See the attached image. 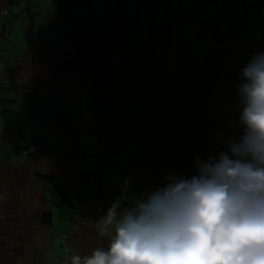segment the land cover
<instances>
[{"label": "rangeland", "instance_id": "obj_1", "mask_svg": "<svg viewBox=\"0 0 264 264\" xmlns=\"http://www.w3.org/2000/svg\"><path fill=\"white\" fill-rule=\"evenodd\" d=\"M141 1L72 2L82 19L83 4L104 10L99 33L74 32L48 43L24 29L25 0H0V11L8 13L0 19V264H73L74 256L106 248L109 239L96 225L117 198H127L125 207L163 187L168 174L196 175L197 157H216L228 139H239L238 87L251 58L264 53V0H182L194 8V25L177 20L178 0L169 6L151 1L137 13L134 47L128 5ZM33 4L38 24L52 15L53 0ZM113 14L117 20L105 26ZM205 20L215 22L214 34L199 26ZM72 22L78 23L69 13L65 25ZM3 25L8 33L2 37ZM152 28L156 41L147 48ZM44 29L42 39L54 36V27ZM96 94L112 113L85 109ZM33 138L50 147L30 148ZM109 145L123 153L104 154ZM130 157V171L95 199L81 174L113 175ZM34 173L56 176L66 197ZM46 210L50 227L41 225Z\"/></svg>", "mask_w": 264, "mask_h": 264}, {"label": "clouds", "instance_id": "obj_2", "mask_svg": "<svg viewBox=\"0 0 264 264\" xmlns=\"http://www.w3.org/2000/svg\"><path fill=\"white\" fill-rule=\"evenodd\" d=\"M242 77L239 139L197 157L196 175L168 174L125 207L117 198L96 225L108 246L73 264H264V53Z\"/></svg>", "mask_w": 264, "mask_h": 264}, {"label": "trees", "instance_id": "obj_3", "mask_svg": "<svg viewBox=\"0 0 264 264\" xmlns=\"http://www.w3.org/2000/svg\"><path fill=\"white\" fill-rule=\"evenodd\" d=\"M19 1H21V0H10L11 3H15V4L18 3ZM151 1H154V0H143L139 3V5H136L135 2H131L128 5V23L126 25L127 26L126 29H127L128 39L132 45H133V42L131 39V35H132L133 30H134L136 23H137V19H136L137 13L140 10L150 8ZM159 1L166 6L171 5V0H159ZM25 2H27V4L24 6V10H23V13L25 14L23 17V21H25V23L23 24V27L27 33H30L31 31H34V33L39 32L40 36L36 37V39H38L37 41H41V42L45 41V42L51 43V40H53L54 37H58V36L60 38L63 36L67 37V36H69V34L74 33V32H76L78 34L81 31H86V32L91 33V34L99 33V29L97 26L101 25L106 18V15H104V10L97 8L95 6L83 4L85 15H84V18L82 19L81 14H80V10L77 9V6H72V4H71L72 2L78 3L79 0H66V2H64V3L60 2V3H58V5L55 3V0H53L54 5H53L52 15L45 16L43 19V22L38 24L37 20H35L36 17H34L33 14H37V11H39V10H37V7L35 6V4H33V0H25ZM175 4L176 5H175V10H174L175 13L174 14H175L177 20L179 22H186V23H189L190 25H194L195 22H194V17L192 14L194 8L189 7L188 5H185L182 0H178ZM181 8H184L187 11H189L190 14H188L187 16L183 15L181 13ZM32 9H34L35 11ZM69 13H70V15L73 16L74 21H76L78 23L72 22L74 24L65 25V18L67 16V14H69ZM7 15H8V13L5 10L0 11V19L4 20V18ZM50 17H51V19H49ZM117 17H118V15H115V14L109 16L108 20L106 21L105 26H110V24H112L113 21L117 20ZM87 21H90L92 24H95V25H93L94 30H92L91 28H89V29L87 28V26H88ZM50 24L52 26H50ZM238 25L239 24H237L236 27H234V29L237 28ZM48 26L51 27L52 30H53V27L55 28L54 36L42 39V34L47 32V30H45L44 28L48 27ZM199 26L200 27L202 26L204 28H206V26L211 27L212 28V34H214L216 32V29H217L215 22L213 20H205L203 23H200ZM1 32H2V34H1L2 37L4 35H7L8 31H7V28L5 25H3ZM155 41H156L155 32L152 28V31H151L150 37H149V45L147 46V48L149 46L151 48L152 45H154ZM30 46H31V44H29L28 49ZM105 60L106 59L103 58V61H105ZM108 71L109 70L107 69L106 72L109 75ZM84 105H85V109L89 113H94V114H110V113H112V110H111V107L109 106V104L106 103L97 94L96 95H90L84 101ZM28 146L30 148H39V147L49 148L50 147L49 144L47 142H45L44 140L34 139V138L30 139L28 141ZM23 150H25V149H23ZM103 153L110 155L112 157H116V156H120V154L123 153V150L120 147H117L115 145H109L103 149ZM61 157L64 158L63 155H61ZM134 163H135L134 157H130L129 159L123 160L122 167L115 168V172H114L115 174H113V175H111V174L108 175L106 173L104 174V172H102V171L89 172V173L83 172L81 174V178H82V181L86 187L91 188L95 191V193L97 194V196H95V199L102 198L103 197L102 193L107 188V186L109 184H111L112 181H114V182L119 181L120 177L125 176L130 171V169L132 168ZM33 178L41 184L48 185V186L52 187V189L58 195L62 196L63 198L66 197V193L61 191L58 187H56V184H57L56 176H54V175H40L38 173H34ZM81 201H82V203L85 202V200L83 198L81 199ZM51 223H52V215H51V213H49V211L46 210L41 216V225L44 227H50Z\"/></svg>", "mask_w": 264, "mask_h": 264}]
</instances>
